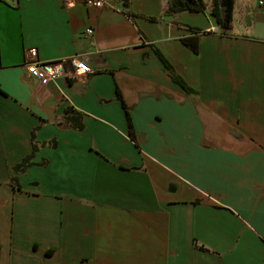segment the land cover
<instances>
[{"label": "crops", "instance_id": "1", "mask_svg": "<svg viewBox=\"0 0 264 264\" xmlns=\"http://www.w3.org/2000/svg\"><path fill=\"white\" fill-rule=\"evenodd\" d=\"M109 1L0 0V264H264V35ZM29 49L91 72L43 86Z\"/></svg>", "mask_w": 264, "mask_h": 264}, {"label": "trees", "instance_id": "2", "mask_svg": "<svg viewBox=\"0 0 264 264\" xmlns=\"http://www.w3.org/2000/svg\"><path fill=\"white\" fill-rule=\"evenodd\" d=\"M167 8L165 11L166 15H172L180 12H190V13H202L207 8V3L209 4V13L213 17L220 34L223 36H230V31L232 29V22H233V12H234V4L235 0H166ZM125 5L127 6L129 0H124ZM135 16V15H133ZM149 20L157 21L156 18L150 17ZM177 28L182 30L190 31L194 34V36L183 38L182 43L189 47L194 52L198 51V37L197 35L202 33L201 30L197 28H193L184 24H176ZM163 62L165 63L166 67L171 72V78L175 83H177L183 90L188 93H193V90L177 75L174 74L173 69L171 66L161 57ZM0 93L3 92L0 90ZM120 97V96H119ZM121 98V97H120ZM125 108V113L127 117V124L129 127V136L133 142L136 143V135L134 132V127L132 124V120L128 114V111ZM82 113L69 107L66 113V124L75 130H82L83 123H82ZM34 134L31 135V153L24 157L22 161L16 164L12 171L13 173H22L25 171L26 168L33 164L32 159L34 157L35 152L37 151V145L34 143ZM11 182H15L18 186V180L14 177L11 178Z\"/></svg>", "mask_w": 264, "mask_h": 264}, {"label": "built area", "instance_id": "3", "mask_svg": "<svg viewBox=\"0 0 264 264\" xmlns=\"http://www.w3.org/2000/svg\"><path fill=\"white\" fill-rule=\"evenodd\" d=\"M79 1L86 7H112L109 0ZM263 3L264 1H259L260 5H263ZM92 33V29L87 30V34L91 35ZM25 67L30 77L37 80L43 86L54 83L61 78H74L91 72L88 64L79 60L76 56L63 61L43 62L38 58L36 49H29L26 51ZM68 68L71 71H69Z\"/></svg>", "mask_w": 264, "mask_h": 264}, {"label": "rangeland", "instance_id": "4", "mask_svg": "<svg viewBox=\"0 0 264 264\" xmlns=\"http://www.w3.org/2000/svg\"><path fill=\"white\" fill-rule=\"evenodd\" d=\"M246 8L244 16L237 17L233 21V29L236 33L238 30L246 29L256 35H264V3L259 4L260 0H245ZM264 1V0H262Z\"/></svg>", "mask_w": 264, "mask_h": 264}]
</instances>
